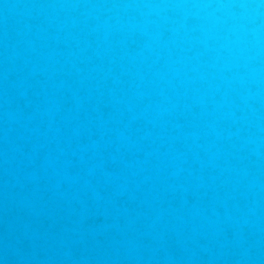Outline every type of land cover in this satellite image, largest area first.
Wrapping results in <instances>:
<instances>
[{"label":"water","instance_id":"1","mask_svg":"<svg viewBox=\"0 0 264 264\" xmlns=\"http://www.w3.org/2000/svg\"><path fill=\"white\" fill-rule=\"evenodd\" d=\"M0 264H264V0H0Z\"/></svg>","mask_w":264,"mask_h":264}]
</instances>
